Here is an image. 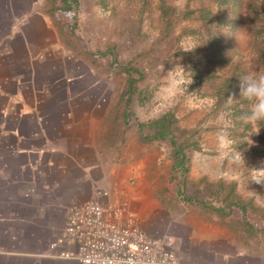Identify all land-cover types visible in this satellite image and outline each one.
I'll return each mask as SVG.
<instances>
[{
  "label": "crops",
  "instance_id": "0c3cea01",
  "mask_svg": "<svg viewBox=\"0 0 264 264\" xmlns=\"http://www.w3.org/2000/svg\"><path fill=\"white\" fill-rule=\"evenodd\" d=\"M53 1L0 0V264H80L46 253L69 208L98 188L109 201H131L148 236L171 237L178 264H264V187L243 179L241 169L227 171L225 155L208 157L201 169L175 168L171 198L160 187L127 184L129 167L98 162L97 107L75 91L81 44L72 40L70 48ZM61 1V9L75 8ZM227 174L233 203L185 195L186 180L219 190Z\"/></svg>",
  "mask_w": 264,
  "mask_h": 264
},
{
  "label": "rangeland",
  "instance_id": "374dc122",
  "mask_svg": "<svg viewBox=\"0 0 264 264\" xmlns=\"http://www.w3.org/2000/svg\"><path fill=\"white\" fill-rule=\"evenodd\" d=\"M53 3V19L69 35L70 48L72 40L81 44L82 62L75 70L83 78L75 91L82 92L83 105L97 107L99 163L129 167L127 184L160 187L171 198L178 177L171 147L145 140L152 132L146 123L171 113L176 141L198 147L186 149L188 168L201 169L205 159L221 154L227 171L241 169L247 174L243 179L264 187V181H255L264 179L256 172L264 170V123L254 135L243 119L248 102L238 103L239 87L230 95L239 101L214 107L216 87L234 66L241 77L264 74V0H78L71 12L61 9V0ZM223 51L224 65L219 63ZM130 80L147 91L144 101L136 92L128 95ZM229 178L219 190L217 183L186 180L185 195L203 199L212 193L211 202L220 207L237 197L234 192L225 198Z\"/></svg>",
  "mask_w": 264,
  "mask_h": 264
},
{
  "label": "built area",
  "instance_id": "2783aa9c",
  "mask_svg": "<svg viewBox=\"0 0 264 264\" xmlns=\"http://www.w3.org/2000/svg\"><path fill=\"white\" fill-rule=\"evenodd\" d=\"M46 256L80 264H178L173 239L148 236L136 211L126 201H109L105 190L69 208Z\"/></svg>",
  "mask_w": 264,
  "mask_h": 264
},
{
  "label": "trees",
  "instance_id": "16d2710c",
  "mask_svg": "<svg viewBox=\"0 0 264 264\" xmlns=\"http://www.w3.org/2000/svg\"><path fill=\"white\" fill-rule=\"evenodd\" d=\"M70 2H72V4L74 5L75 8H77L78 4L75 1H71L68 0ZM66 9H64L65 11H72V9H67V7H64ZM222 59L219 60V63L221 62L222 65H224L226 63V56H225V52L223 51L222 53ZM216 64H218L216 62ZM237 65L233 67L232 71L229 72L230 74V78L229 79H224L222 81V83L220 85H218L216 87V91H215V103L216 105L214 106L215 109L220 106V105H229V103H227L226 99L231 95V94H237V88L239 87L238 85L240 84V78L241 76L237 75L236 73V69H237ZM131 74V71H130ZM141 76V75H140ZM135 92L137 93L138 97L144 101L147 94H146V90L142 89V90H138L136 85H135V81L134 80H130L129 81V85H128V95L133 93L135 94ZM234 95V96H235ZM240 98V96H238ZM130 102V101H129ZM244 103L247 104L246 100L241 99L238 103ZM214 103V104H215ZM224 108V106H223ZM226 108V107H225ZM227 109H230V107H227ZM231 111L234 112V108L231 107ZM235 112H238V109H236L235 107ZM245 111H243L242 113H244ZM233 118V115H231ZM234 119V118H233ZM176 122L175 117L171 114V113H167L164 114L162 116H160L159 118L150 120L146 123V127L149 128L152 132L150 133V135H148L145 140L147 141H159V142H167L169 143L171 150H172V158L174 160L173 164H172V169L174 170L175 168H179V169H187V154H186V149H188L190 146H193L195 150L198 149L197 145H193V144H188L189 142L186 141L184 143H178L176 141V139L173 136V132H172V127L174 125V123ZM219 185H222L221 183ZM234 185L230 184L229 188H228V193L226 194L227 198L229 196V194L233 193V188ZM219 188L221 189L222 187L219 186ZM232 202V201H231ZM233 203V202H232ZM242 210V209H241Z\"/></svg>",
  "mask_w": 264,
  "mask_h": 264
},
{
  "label": "clouds",
  "instance_id": "9594fccd",
  "mask_svg": "<svg viewBox=\"0 0 264 264\" xmlns=\"http://www.w3.org/2000/svg\"><path fill=\"white\" fill-rule=\"evenodd\" d=\"M181 69L185 72L183 68ZM188 83L191 84L192 80ZM239 96V100L243 99L248 102V112L243 119L251 125L254 135H258L261 130L259 125L264 123V74L248 73L242 76L240 78ZM239 100L235 99L234 96H229L226 99L229 104ZM256 172L264 173V170ZM255 181L260 183L264 179Z\"/></svg>",
  "mask_w": 264,
  "mask_h": 264
}]
</instances>
